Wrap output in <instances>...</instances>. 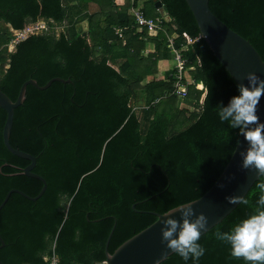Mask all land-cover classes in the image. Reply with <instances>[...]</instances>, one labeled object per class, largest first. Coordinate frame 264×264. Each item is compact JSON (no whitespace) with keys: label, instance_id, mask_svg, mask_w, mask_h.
<instances>
[{"label":"trees","instance_id":"1","mask_svg":"<svg viewBox=\"0 0 264 264\" xmlns=\"http://www.w3.org/2000/svg\"><path fill=\"white\" fill-rule=\"evenodd\" d=\"M157 1L171 22L161 30L138 26L132 11L154 19ZM209 9L264 60V0H209ZM38 21L48 23L42 31L64 23L65 30L30 34L12 52L2 50L14 38L9 29ZM83 22L86 37L76 28ZM0 23V90L12 101L29 79L39 86L70 80L46 90L28 85L14 110L10 145L36 157L32 172L46 190L36 201L12 193L1 208L2 264H48L53 256L57 264H101L114 224L110 254L151 225L152 213L197 200L215 183L240 134L217 110L237 85L199 38L185 0H0ZM170 38L187 60L183 98L173 94ZM141 95L137 111L131 101ZM5 118L0 109V204L10 190L35 197L43 186L21 174L29 161L5 148ZM260 182L264 175L244 197L247 204L200 237L198 264H245L215 233L255 212ZM159 264L185 262L173 253Z\"/></svg>","mask_w":264,"mask_h":264},{"label":"water","instance_id":"2","mask_svg":"<svg viewBox=\"0 0 264 264\" xmlns=\"http://www.w3.org/2000/svg\"><path fill=\"white\" fill-rule=\"evenodd\" d=\"M185 2L195 20L201 38L237 86L240 84L247 85L245 76L248 72H254L261 79H264V60L247 40L229 29L210 11L209 0H185ZM155 6L160 9L161 15L165 16L166 23H170L171 19L163 10L162 3L157 1ZM82 25L86 27L87 31V24L83 22ZM86 31L81 33L82 37L87 36ZM53 82L65 84L70 83V80L53 78L44 86H39L36 81L29 79L21 85L15 101H12L0 90V109L6 113L2 129L3 144L12 155L29 161L21 174L38 180L43 185L35 197H29L18 190H10L0 204V210L12 193H17L30 201H36L46 190V181L32 172L36 164V157L14 149L10 145L9 139L14 110L23 104L26 87L31 85L38 90H46ZM256 114L259 122L264 123V95L261 96L257 105ZM247 148V141L243 139L240 133L230 159L215 183L200 198L189 202L197 213L202 212L207 218L206 230L201 233V236L219 224L240 204L239 202L236 204L228 203L227 197L239 196L244 199L253 184L259 181L261 175H258L254 168L245 169L241 167L242 154L246 152ZM152 214L156 216V220L151 225L123 242L110 254L107 248L115 228L114 224L106 239L105 260L101 264H159L172 255L174 252L166 248L165 244L161 242L160 229L162 224L159 220L163 219L164 213ZM171 215L177 221L180 220L178 212H173ZM0 243V248H2L4 243L1 238ZM0 264L2 263L0 262Z\"/></svg>","mask_w":264,"mask_h":264},{"label":"clouds","instance_id":"3","mask_svg":"<svg viewBox=\"0 0 264 264\" xmlns=\"http://www.w3.org/2000/svg\"><path fill=\"white\" fill-rule=\"evenodd\" d=\"M245 79L247 85H238L237 94L230 97L226 105L219 104L217 116L221 122H228L229 128L238 129L247 141L248 148L242 154L241 167L254 168L258 175H264V123L259 122L256 114L257 105L264 95V79L254 72H248ZM258 188L260 195L255 212L233 225L229 231L215 233L217 240L228 245L229 256L241 258L245 264H264V182H260ZM226 199L230 204L248 203L239 196ZM173 212L179 213V221L171 215ZM162 217L159 220L162 224L161 242L185 264L189 259L192 264H198L205 252L198 241L206 230V216L202 212L197 213L188 203L179 204Z\"/></svg>","mask_w":264,"mask_h":264},{"label":"built area","instance_id":"4","mask_svg":"<svg viewBox=\"0 0 264 264\" xmlns=\"http://www.w3.org/2000/svg\"><path fill=\"white\" fill-rule=\"evenodd\" d=\"M157 10H160V9H157ZM132 12H133L136 24L138 26L145 27L148 30H161L164 23H166L165 16H163L161 14L154 19H148L140 11H132ZM38 29L43 30V29H46V27L44 24H36V25L28 26L21 31H16V36L11 41L9 46L11 48L15 47V45L17 43L24 40L28 35L34 34L33 31L38 30ZM116 34L119 37H121V34H122L121 30H116ZM199 38H201V36H199ZM196 41H197V39H189L188 43L192 44ZM168 46L170 49V53L172 54V60L174 62V69L176 70V73H174V75H173V77L175 78V83H174V87H173L174 88L173 94L179 98H181V97L183 98L187 93V85L185 82H183V76H184L183 72H184V69L186 67L187 60L183 59L180 56V54L174 49V43H173L172 38L168 39ZM197 63L199 64V61H197ZM47 260H48V264H57L58 263L57 258L54 256L50 257L49 259H46V261Z\"/></svg>","mask_w":264,"mask_h":264},{"label":"rangeland","instance_id":"5","mask_svg":"<svg viewBox=\"0 0 264 264\" xmlns=\"http://www.w3.org/2000/svg\"><path fill=\"white\" fill-rule=\"evenodd\" d=\"M35 24H44L45 26H46V28H47V25H48V23H46V22H44V21H38V22H36V23H33V24H29V25H35ZM47 24V25H46ZM28 25V26H29ZM3 26L4 25H2L1 23H0V30L2 31L3 29ZM6 27V26H5ZM9 27V26H8ZM49 27L50 28H48L47 30H44V31H42L41 29H38V30H34L33 31V33L34 34H47V35H53V36H59V34L61 33V32H63L64 30H65V23L64 24H62V25H57V24H49ZM77 31L79 32V33H82V32H84V31H86V27L85 26H83L82 24H79V25H77ZM10 31H11V34H12V38H13V36H14V38H15V36H16V31H14V30H12V29H9ZM42 32H41V31ZM87 32V31H86ZM13 38V39H14ZM11 42H9V44H10ZM9 44L6 46V47H2V50L5 48L6 49V52L7 53H10V52H12L13 50H14V47L13 48H11L10 46H9ZM5 68H7V66H5ZM131 105L137 110V111H139V107H142V106H144V96L143 95H141V97H139V98H136V99H134V100H132L131 101Z\"/></svg>","mask_w":264,"mask_h":264}]
</instances>
